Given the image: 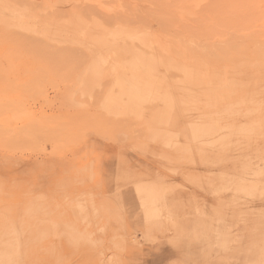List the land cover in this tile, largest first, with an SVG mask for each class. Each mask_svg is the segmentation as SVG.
I'll return each instance as SVG.
<instances>
[{
    "label": "rangeland",
    "instance_id": "obj_1",
    "mask_svg": "<svg viewBox=\"0 0 264 264\" xmlns=\"http://www.w3.org/2000/svg\"><path fill=\"white\" fill-rule=\"evenodd\" d=\"M238 1L233 28L248 36L227 46L234 52L264 44V0ZM66 2L0 0V264H264V108L244 126L255 110L217 109L231 97L222 77H187L149 56H87L99 15L80 28ZM129 2L142 16L157 10ZM187 24L171 37L212 33ZM193 45L200 56L222 44ZM222 129L236 134L224 136L227 149L215 143Z\"/></svg>",
    "mask_w": 264,
    "mask_h": 264
},
{
    "label": "bare ground",
    "instance_id": "obj_2",
    "mask_svg": "<svg viewBox=\"0 0 264 264\" xmlns=\"http://www.w3.org/2000/svg\"><path fill=\"white\" fill-rule=\"evenodd\" d=\"M66 1H67L66 3L68 2L70 3L71 0L69 1L66 0ZM78 1L80 2V0H77V1L74 0V3ZM84 1L88 2L92 0H84ZM84 1L83 3L85 4L83 5H81L82 1L81 3H76V4H71L73 3L71 2L70 4H71V7L73 6V8L70 7V9H74V10L70 11L69 9L68 11L70 15L72 14L73 18H74V15H75V18H78L77 24L79 25L80 28H85V26L86 27L89 26L90 23L88 24L87 22L89 17L91 16L93 17V15H99V17L97 16L95 17V19L99 18L100 20L99 19H97L98 21L92 20L91 27L90 29H88L87 27L88 30L86 31L85 29L86 32L84 31V29H79V27H76V25L74 27V28H78V30H83V33L85 32L84 35L86 36V41L88 42V44H90V46L93 47V50L91 52L88 51L89 49L88 47L86 51L88 52L87 56L91 57V56L99 55V62H102V63L109 62V64H111L110 62L115 63V64H122V62H129V58L133 60H138V59L145 58L146 56H149V60L152 58L156 60L157 63L171 62L176 65L186 66L184 71L189 72V75L187 77H190L195 72L206 74L207 77H213V78L222 77L227 80V86L224 87L223 92H225V89L228 88V92L224 95V97L226 96H231V97L227 98V100H220L219 102L217 101L218 102V103L216 102V104L218 105L217 109H226V110H232V111L238 110L239 111V108H242L241 110L243 109L247 111L255 110L254 112L250 111L251 113H249V115L252 114V116L250 115L251 118H249V120H247V115L245 113L244 121H248V122L245 123L244 126L248 125L249 127L252 126L249 124L254 123V121H252V119L255 118L254 115H260L261 109L264 108V50L262 49L264 44H261L260 41H258L257 39H254L252 44L245 41L243 45H241L235 52L233 51L234 47L232 49L227 48V46H230L234 44L235 42H239L241 40L247 39V36H248L246 35V33H243L245 31L243 27H241L240 29L233 28L234 21L231 15H234V14L241 15V13H237L238 8L234 7L235 2H239L238 0H152L155 2V4H152V5H154L155 9L157 10L154 12H150L151 10V7H150L148 9L149 13H147L146 16L139 15L134 8L128 7L131 4L129 2L130 0H93L92 3H95V5L86 4V2ZM113 3H116L117 5L112 6ZM228 13L229 15L230 14L231 15L230 16L227 15ZM83 16H89V17H83ZM86 18L87 20H83ZM225 18H229V20L233 22V23L230 22L229 28H225L223 26V22L225 21ZM71 23L72 22H70V25ZM187 23H194L198 25L202 30L210 29L212 33L208 32L209 34H207L206 36L185 35L184 38H175V37L172 38L171 37L172 31L187 30L188 29L187 25H189ZM67 24L69 23L67 22ZM68 26L69 25H67V27ZM257 26L258 25H256V28H257L256 30H259L260 26L259 28ZM221 27L225 28L226 30H229L231 34L234 33V35L233 36L231 34L229 35V33L222 35L221 32H225V30L222 29ZM247 30L248 29H246V31ZM56 36H57V33H56ZM85 36L83 37L85 38ZM73 38L75 37H72V39ZM59 39L60 38L55 37V41H59ZM199 39H201L203 43H208L209 46H215L218 42L222 45H220L218 52L214 50H209V51L204 52L203 53L204 55L201 54L200 56H198L197 55L198 50L194 48L193 44ZM73 43L74 42L72 40V44ZM82 46L84 47V45ZM96 48L98 49V51L96 50ZM139 48H149V50L145 55V53H142L139 51ZM231 57L236 59V61L234 62L235 65L230 64V63H233L231 60ZM191 60L192 62L189 63V61ZM119 68L120 66L118 65L116 67L115 66L112 67L113 70H118ZM235 78L239 80V84H234V85H232L231 83L228 84V80L232 82L235 80ZM178 86L181 87V85H178ZM237 88H239L240 90ZM129 103L130 102H128V105ZM235 124H239V123H230V124L225 125L224 128L226 130L227 128L231 129V127L235 126ZM239 125L241 127L242 124H239ZM154 126L156 127V125ZM159 126H163V125H159ZM237 126L235 127L236 129L240 128ZM244 126L242 125V128ZM195 127L200 129L199 136L201 137L200 138L201 141L206 142L210 140L209 136L206 134L207 132L205 131V128L202 125H195ZM153 129H150L152 130L150 132L151 135L155 131ZM159 129L161 128L158 127V130ZM144 130L142 131L143 134H145ZM163 131H166V130H163ZM195 131L196 130L194 131L191 130V137L198 138L199 136H197V133H196L198 131L196 132ZM239 131L242 132L241 129ZM260 131L263 132L262 129ZM231 132H227V131H224V129H222V131L216 137L215 140L217 141H215V143L218 144V141L220 142V139L221 138L223 139L225 135H226L225 139H227V135L232 134ZM235 132L238 133V131H235ZM246 132L247 131H245L244 133ZM179 133H183V132H179ZM151 135L149 134V136ZM233 135H236V134L234 133ZM233 135H231V139L233 138L232 137ZM251 137L249 139H251ZM256 137H259V136L257 135ZM256 137L253 138L254 141ZM180 138H182V135ZM222 139H221V142H222ZM246 140L248 139H245V141ZM251 141L252 140H250V142ZM224 142L225 140L223 141V143ZM227 142H225L226 144L222 145L223 147L226 145V149L228 145ZM250 144L248 145L250 146ZM215 145L216 144H214V146ZM219 147L217 148L219 149ZM241 150L244 151V148ZM216 151L218 152V150ZM142 163L143 161L142 162L139 161V164H140V166H138L139 169L143 165ZM215 166L217 167V164H215ZM136 170H138V168ZM136 170L134 169V172ZM257 172H260V171H257ZM257 172L255 174H257ZM124 176H125L124 178H126L129 176V174L128 175L126 174ZM134 176L135 175L131 176V178ZM119 178L121 177L119 176ZM124 178L122 175V179ZM131 178L129 177L128 179L131 180ZM178 193L181 194L180 192ZM182 195L184 196L186 194L182 193ZM173 197L175 198L176 196L173 195ZM174 198L171 200L174 201L175 199H177V197L175 199ZM183 199H186V198H183ZM177 202L178 201H176L175 203ZM170 203L171 202H169V205Z\"/></svg>",
    "mask_w": 264,
    "mask_h": 264
}]
</instances>
